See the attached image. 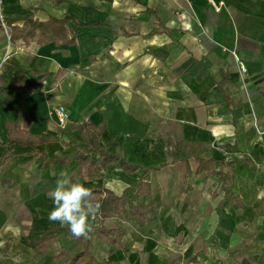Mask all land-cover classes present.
I'll list each match as a JSON object with an SVG mask.
<instances>
[{"label":"crops","instance_id":"crops-1","mask_svg":"<svg viewBox=\"0 0 264 264\" xmlns=\"http://www.w3.org/2000/svg\"><path fill=\"white\" fill-rule=\"evenodd\" d=\"M220 1L218 12L210 0H0L20 25L65 18L72 39L26 44L0 30V264H65L57 250L86 243L121 264H264V0ZM9 123L34 144L12 143ZM102 124L88 145L83 126ZM99 149L115 159L84 178L77 154L102 165ZM62 171L158 213L132 218L126 250L109 253L99 214L78 246L49 219ZM218 172L234 176L231 194Z\"/></svg>","mask_w":264,"mask_h":264},{"label":"trees","instance_id":"trees-1","mask_svg":"<svg viewBox=\"0 0 264 264\" xmlns=\"http://www.w3.org/2000/svg\"><path fill=\"white\" fill-rule=\"evenodd\" d=\"M4 24L9 31L10 41L16 42L23 40L28 44L31 41H38L39 43H45L51 40H55L58 43H71L72 39L68 35L69 30L66 24V19L51 17L48 20L40 21L33 18H28L22 25L17 24L16 20L10 18H3ZM0 30H5L3 22L0 16ZM9 135L12 139V143H19L25 145L34 144V139L27 131L23 130L18 123H9ZM105 127L102 125H85L83 126L84 133L86 134V140L88 145H97V139L101 136V133ZM87 145V146H88ZM100 164L91 160L90 155L84 152L77 154L78 163L81 168L84 178H90L93 175L100 174L102 167L107 166V162L115 159V156L106 152L103 149H99ZM11 156L6 155L4 162L11 160ZM218 175L222 178L226 184L227 192H230V184L234 176L230 172H218ZM144 187H149L148 184L142 183L138 191L139 197L145 194ZM93 196L101 203V209L99 212L100 223L96 226L95 231L98 238L105 242L109 247V253L112 254L118 249L126 250L131 246V243L126 240L129 233L128 223L135 218L140 225H144L146 222L154 219L159 210L157 201H151L150 203H139L132 207H129L125 197L117 196L111 191H103L101 189L91 190ZM149 192V189H148ZM109 218H115L116 222L113 225L106 224ZM71 236L78 242V246L83 244L84 237H75L70 232ZM50 240H46L40 244V248L47 246ZM66 258L65 264H121L110 259L97 257L90 249L89 243L84 245V248L71 255L67 250H57L52 259L54 262ZM171 264H181L180 259L174 260Z\"/></svg>","mask_w":264,"mask_h":264},{"label":"clouds","instance_id":"clouds-1","mask_svg":"<svg viewBox=\"0 0 264 264\" xmlns=\"http://www.w3.org/2000/svg\"><path fill=\"white\" fill-rule=\"evenodd\" d=\"M152 147L149 146L150 149ZM48 197L53 202L49 219L67 226L77 238L87 237L92 230L90 220L95 219L101 209V203L93 196L90 188L72 180L67 171H62L49 190Z\"/></svg>","mask_w":264,"mask_h":264},{"label":"built area","instance_id":"built-area-1","mask_svg":"<svg viewBox=\"0 0 264 264\" xmlns=\"http://www.w3.org/2000/svg\"><path fill=\"white\" fill-rule=\"evenodd\" d=\"M212 5L214 6L216 11H220L222 9V7L225 5L224 1H220V2H215V0H210ZM1 20L3 22V25L5 27L6 32H8L5 24H4V19L1 16ZM9 39H10V35L8 34ZM50 114L56 119V122L58 124V127L62 130V131H66L71 123V116H70V111L68 110V108L65 105H58L52 108V110L50 111Z\"/></svg>","mask_w":264,"mask_h":264},{"label":"rangeland","instance_id":"rangeland-1","mask_svg":"<svg viewBox=\"0 0 264 264\" xmlns=\"http://www.w3.org/2000/svg\"><path fill=\"white\" fill-rule=\"evenodd\" d=\"M7 33V32H6ZM91 220H94V219H91ZM94 233H95V231H93ZM92 232V233H93ZM93 233V234H94ZM94 247V246H93ZM93 250L95 251V253L97 254V256H99V257H101L100 256V253L102 252V250L100 249V247H95V248H93ZM103 252H104V250H103Z\"/></svg>","mask_w":264,"mask_h":264}]
</instances>
